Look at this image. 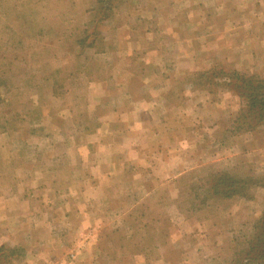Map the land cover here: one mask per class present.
I'll return each mask as SVG.
<instances>
[{
	"label": "rangeland",
	"instance_id": "obj_1",
	"mask_svg": "<svg viewBox=\"0 0 264 264\" xmlns=\"http://www.w3.org/2000/svg\"><path fill=\"white\" fill-rule=\"evenodd\" d=\"M108 4L111 10H104ZM247 5V0H0V247H18L20 257L13 264L234 260L243 242L252 239L264 210L250 224L251 230L245 229L248 221L228 214L235 201L249 199L212 197L203 204L206 190L199 180L217 171L240 178L264 177L255 163L245 165L248 162L242 158L234 170L210 164L142 189L129 180L135 174L151 176L153 163L130 165L131 158L127 184L114 186L109 197L89 201L83 189L89 166L120 156L97 150L103 130L106 143L110 132L119 130L118 116H141L139 123L147 128L171 126L176 140L160 127H149L150 132H159L146 143L150 151L158 138L162 146L169 138L171 146L178 147L174 142L185 146L181 137L190 133L193 125L188 118L193 116H224L218 137L225 145L264 125L237 131L241 107L221 86L233 73L264 80V0L253 13ZM242 6L246 8L240 10ZM255 13L262 19L255 18L254 26L247 27L258 37L254 44L261 46L257 48L261 53L241 57L228 40L233 28L216 23L239 15L248 21ZM220 28L226 29L225 43L233 49L219 41ZM219 43L223 54L216 47ZM150 116L157 120H149ZM159 116H166L165 123L158 122ZM174 155L181 161L186 158ZM82 164L88 169L83 170ZM259 189L264 188L249 192L254 195ZM11 209L19 223L9 215ZM28 213L34 233L21 231ZM8 223L14 225L10 233ZM43 224L48 246L42 243L36 250L38 258L26 261L29 257L22 254L26 242H40L36 237H42ZM211 226L219 230H210ZM201 230H206L205 237ZM226 230L236 240L233 254L221 236ZM218 232H223L218 237L226 247L221 245L220 251L214 244Z\"/></svg>",
	"mask_w": 264,
	"mask_h": 264
},
{
	"label": "crops",
	"instance_id": "obj_2",
	"mask_svg": "<svg viewBox=\"0 0 264 264\" xmlns=\"http://www.w3.org/2000/svg\"><path fill=\"white\" fill-rule=\"evenodd\" d=\"M248 2V9L249 12L253 13L259 8V0H247ZM246 6L240 7L241 9H245ZM264 9V6L261 7ZM221 9V8H220ZM243 11L241 12V15L243 14ZM256 14V13H255ZM250 15L248 21H244L242 19L241 15L239 17L235 18V16H232L231 18L221 19L218 20L219 25H229L233 29L231 30L232 36H229L228 40H231L233 42L232 47H234V51L240 56H257L261 52L257 51V48L261 46L254 44L255 39H258L253 32H250V28L247 27V25L254 26V19L260 15V13H257L256 15ZM264 18V17H263ZM256 19H262V18H256ZM174 24H177L176 21H174ZM226 32V29L220 28L217 30V33L220 35L219 41H224V46H230L229 42L225 43V35L223 37V34ZM238 34L236 35V33ZM230 35V33L228 34ZM253 41V42H252ZM246 44H245V43ZM220 45V43H219ZM224 46H216L219 47L220 53H222V50L224 49ZM231 46L229 48H232ZM233 49V48H232ZM226 50V49H225ZM227 51H230L228 49ZM255 53V54H254ZM223 54V53H222ZM161 97V96H159ZM153 101V105L155 106V102ZM158 103L160 102V99L156 100ZM132 112V111H131ZM156 112V111H155ZM152 118H149V120H157V116H150ZM166 118V116H165ZM165 118L162 116H159L158 122L159 123H165ZM224 118V116H193V118L189 117L188 122H190L192 126L190 133L187 135L186 132H183L182 139L185 146H182V143L179 145V142H174L175 145L178 147L172 145L171 146V138L167 139V143L162 146L161 141L156 140L155 145L152 147L150 151V147L146 144L150 138L159 137L158 130L156 131H149V127L153 128L156 127L159 129V127L166 131L163 134L170 135L172 134L173 137L177 138L176 134H174L173 129H171V126L169 125H156L153 126V124H148L149 127L147 128L146 124L139 123L142 119L141 116H118V120H120V128L117 132H110L109 136V143L104 142L102 139L104 130L101 134V140L97 143V150L100 152L105 153H114L120 155L115 159L113 158L112 161H99L98 163L95 162L94 166H89V175L88 177L84 178V182H86V186H84V198H87L89 201H101V199H104L106 197H109L108 195H112V190L114 189V186L117 185H125L127 184L126 175L129 171L133 170L132 168L128 170V164L127 160L129 161L130 165L134 162H146L151 161L152 172L151 176H140L139 174H135V176L129 180V183L133 185L134 188L137 186H141L142 189L143 186L150 184L153 182L154 184L159 183V180L162 178L167 180H176L179 177H181L183 174L189 173L193 171L196 168H203L208 165H213L216 169H226V170H234L238 167V164L241 162L239 159L246 160L248 163L245 165H250V163L257 164V168L264 170V125L258 128L256 131L244 134L242 136L233 137V133L229 131V136L232 135V139L234 144L232 145H225L224 139H221L218 137V131L220 129V121ZM193 122V124H192ZM131 123V124H130ZM198 125H196V124ZM164 129H163V128ZM117 129V128H115ZM80 133H84L82 131H79ZM170 134H168V133ZM108 133V132H107ZM113 133H115L113 135ZM119 134V139L116 140V135ZM112 135V136H111ZM77 136V135H76ZM114 138L116 142H114ZM180 138V139H181ZM197 140V144L193 145V140ZM173 139V141H175ZM170 142V143H169ZM106 146V149H105ZM199 148L198 150H195V148ZM113 148V149H111ZM77 149V148H76ZM76 149L72 150L74 152ZM71 152V150H70ZM78 152V150H77ZM152 152V157H146L144 156V153ZM176 153H179V156L186 157L181 161L179 157H176ZM140 154H143L140 156ZM156 154V156H155ZM107 158V157H105ZM190 161H195V163H191ZM244 165V166H245ZM150 166V163H148V167ZM84 167V169H83ZM78 168V167H77ZM82 169H88V166H84L82 164ZM115 178H118L116 181ZM146 191V190H145ZM152 192L154 190L152 189ZM147 195H150V193H147ZM233 207V210H229L228 217L231 219L238 217V221H248V224L245 225V229L251 230L250 224L253 226L252 223L256 220L255 218L264 210V189H259L254 192L253 198L249 200H237L235 201ZM12 210V209H11ZM98 212V211H97ZM21 214V212H19ZM94 212L89 211V214H93ZM16 211L12 210L9 215L12 217V220L17 221L19 223L20 220H16ZM80 214V213H79ZM97 215V214H96ZM243 216V219L241 217ZM25 217L27 218L25 221H23L20 226L22 227L21 231H27L30 233H34L36 231V228H33L31 226V220L30 217L31 213L25 214ZM1 219V218H0ZM8 225V231L10 233L12 227L14 225H11L9 227ZM219 225V224H218ZM45 224H43V227H39V230L41 232V238L39 239L40 242H36L35 240L26 242V248L25 252L22 254L24 255V258L29 257L26 261H32L34 259V256H38V253L36 250L41 249L39 248L42 243L45 244L44 247L47 248L48 246V236L46 233ZM32 227V228H31ZM220 227V226H219ZM218 229L217 226H211L210 230ZM230 230V229H228ZM206 230H201L200 233L202 237L206 235ZM223 232H218L216 235V239H214V244L217 246L216 248L220 251L221 245L223 248L225 247V244L222 240L219 239L218 234H221ZM228 233V234H227ZM208 234V233H207ZM226 235H222L225 237V240L229 243L227 251L233 252L236 249V246H234V240L232 238V233L229 231H225ZM29 239V237H27ZM224 240V241H225ZM238 241V240H237ZM23 245V244H22ZM233 245V246H232ZM18 248V247H17ZM198 249H203V247H200ZM22 251V250H21ZM29 253H32L29 255ZM231 253H228L231 254ZM204 253L202 254V256ZM38 258V257H37ZM222 262V261H220Z\"/></svg>",
	"mask_w": 264,
	"mask_h": 264
},
{
	"label": "trees",
	"instance_id": "obj_3",
	"mask_svg": "<svg viewBox=\"0 0 264 264\" xmlns=\"http://www.w3.org/2000/svg\"><path fill=\"white\" fill-rule=\"evenodd\" d=\"M110 0H105L109 2ZM110 4V3H109ZM109 4L104 10H111ZM221 86L231 92L239 103V113L235 121L236 130H254L264 123V80L254 76H246L233 73L226 77ZM246 127V128H245ZM217 175L199 180L201 188H205L201 200L203 204L212 197L229 199L234 196L252 199L249 191L255 188H264V177H233L225 172H216ZM231 176V177H230ZM221 186L229 192H224ZM255 187V188H253ZM203 196V195H202ZM244 247L236 253V257L230 264H264V214L256 222L252 239L243 242ZM20 257L18 248L0 247V264H13Z\"/></svg>",
	"mask_w": 264,
	"mask_h": 264
}]
</instances>
